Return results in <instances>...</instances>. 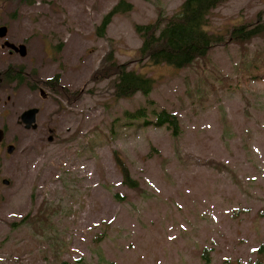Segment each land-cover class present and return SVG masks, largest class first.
<instances>
[{"label":"rangeland","instance_id":"obj_1","mask_svg":"<svg viewBox=\"0 0 264 264\" xmlns=\"http://www.w3.org/2000/svg\"><path fill=\"white\" fill-rule=\"evenodd\" d=\"M119 1L0 0V26L28 44L26 58L0 52L2 64L24 69L34 88L18 87L7 135L16 149L0 160V264L264 262V38L245 47L229 39L259 16L264 24V0H229L214 10L206 30L226 43L182 70L142 60L135 26L160 12L172 17L184 0H126L133 11L98 37ZM111 50L155 80L148 97L117 99L110 80L95 78ZM56 75L72 98L43 85ZM142 107L151 119L160 109L178 116L180 136L121 126L134 120L127 111ZM30 108L40 113L28 131L20 116ZM113 150L140 191L122 184Z\"/></svg>","mask_w":264,"mask_h":264},{"label":"trees","instance_id":"obj_2","mask_svg":"<svg viewBox=\"0 0 264 264\" xmlns=\"http://www.w3.org/2000/svg\"><path fill=\"white\" fill-rule=\"evenodd\" d=\"M26 5L32 6L39 0H21ZM229 0H184L178 11L170 18L160 12L156 21L147 25H136L135 31L141 38L140 56L142 60L150 62L154 66H169L182 70L195 65L200 59L208 56L210 51L226 43V39L221 35H216L208 30L209 18L214 10L228 2ZM133 5L126 0H120L102 19L97 27V35L100 38H106L108 28L112 24L115 16L131 13ZM259 22L252 26L240 25L230 31L229 39L235 44L245 47L256 38H264V24ZM249 60V58H245ZM257 57L253 60L257 62ZM256 64V63H254ZM253 64V65H254ZM95 78L102 81L108 79L112 82L114 95L117 99H129L137 94L148 97L155 86V80L144 74L131 69L128 64H121L115 57V51H109L101 62V66L95 73ZM34 77V76H32ZM28 79L24 69L18 68L17 83L19 86L25 85ZM36 80V79H35ZM61 77L56 75L51 81L43 84L51 88L55 94L63 99H70L71 91L61 87ZM34 88L32 87V90ZM148 109L138 108L134 112L127 111L125 116L131 117L133 121L125 120L121 126L135 128H163L166 127L174 137L181 134V124L178 116L166 109L155 111L157 117L154 119L147 117ZM144 116L142 120L138 118ZM113 123L110 127V133L113 136ZM106 138H110V135ZM110 142V141H109ZM114 162L122 177V184L130 190L140 191L138 181L133 177L126 161L118 150L112 151ZM116 198L120 196L116 194ZM48 225V223H47ZM258 254L264 257V243L258 248ZM56 258H59L58 255ZM81 259L76 264H84ZM59 264H72L59 259ZM257 264H264L259 261Z\"/></svg>","mask_w":264,"mask_h":264},{"label":"flooded vegetation","instance_id":"obj_3","mask_svg":"<svg viewBox=\"0 0 264 264\" xmlns=\"http://www.w3.org/2000/svg\"><path fill=\"white\" fill-rule=\"evenodd\" d=\"M1 27L3 26H0V28ZM6 41H9L16 45H19V44H25L26 46L28 45L27 43H16V42L11 41L9 39V29H8L7 37L3 39L0 38V52H2L3 54H7L8 57L10 58H14L18 54H16L15 52H13L12 49H9L7 47L3 48V45ZM27 49H28V46H27ZM17 72H18L17 64H14L12 62L2 64V57L0 56V106L2 105V108H0V117L2 118V121L0 122V129L4 130L5 132V138L3 142L0 144V160L3 154H5V150H7L8 146H10L9 145L10 143L7 141V135L9 131L8 124L13 119V117H16V109L14 110V101L16 99L18 89H19L18 88L19 85L17 83ZM26 85H28V81H26L25 85H21L20 87L24 86V89L31 92L32 86L30 85L26 86ZM3 114H4V117H3ZM49 133L51 136H53L54 130L49 129Z\"/></svg>","mask_w":264,"mask_h":264},{"label":"water","instance_id":"obj_4","mask_svg":"<svg viewBox=\"0 0 264 264\" xmlns=\"http://www.w3.org/2000/svg\"><path fill=\"white\" fill-rule=\"evenodd\" d=\"M7 33H8V28L6 26H3L0 28V38H6L7 37ZM9 48L12 49L13 52H15L16 54H18L21 58H26L28 55V49L27 46L25 44H13L9 41H6L3 45V48ZM42 98L46 97V93L44 90L41 91L40 93ZM40 113V110L38 108H30L25 110L21 116H20V121L21 123L24 125L25 129L30 131V130H36L37 129V117ZM5 138V132L4 130L0 129V144L3 142ZM54 139L53 136H49L48 141L52 142ZM15 146L10 145L7 148V153L9 155H13V153L15 152ZM4 184L8 185L9 181L4 180Z\"/></svg>","mask_w":264,"mask_h":264}]
</instances>
